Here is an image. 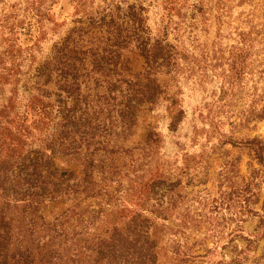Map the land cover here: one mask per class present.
I'll list each match as a JSON object with an SVG mask.
<instances>
[{"label":"trees","instance_id":"16d2710c","mask_svg":"<svg viewBox=\"0 0 264 264\" xmlns=\"http://www.w3.org/2000/svg\"><path fill=\"white\" fill-rule=\"evenodd\" d=\"M169 1L172 5L178 0ZM25 2L26 11L36 2L42 3ZM211 2L216 11L213 18L218 39L224 24L222 17L226 15L222 1L196 0L190 6L205 25L212 11ZM256 6L263 9V25L257 32L264 33V0H258ZM145 10L141 3H134L127 5L120 21L112 14L102 16L97 24L89 18L86 26L81 19L75 20V26L34 69L33 87L29 91L24 86L27 98L15 107L21 66L29 59V69L33 68L36 44L26 46L25 54L19 49L14 51L12 45L0 51V264H158L161 253L168 254L171 264L206 258L208 249L198 254L194 247L186 246L187 230L178 236L173 234L176 240L170 246L161 243L163 231L161 235L155 230L156 222L165 219L160 211L162 195L157 196L159 185L164 183V163L157 156V130L147 131L145 165L142 169L135 167L131 177L127 178L126 172L129 184L125 188L114 189V194L108 189L101 194L97 188L96 178L106 174V155L122 150L117 145L119 137L133 135L139 113L163 92L155 77L163 71L171 72L176 62L172 46L166 42L169 29H173L170 21L159 35L151 36ZM16 15L11 13L0 22L5 36L0 43L12 42L13 38L17 41ZM253 27L251 23L250 29L240 31L239 36L246 40L255 33ZM96 28L100 35L92 37ZM127 48L136 50L143 59L138 73H131L129 60L122 54ZM6 87L10 95L3 97ZM174 106L171 100V132L184 114L181 107ZM259 116L264 118V109ZM244 144L264 168V139L253 138ZM58 156L76 160L82 176L78 177L73 169L59 168L55 164ZM167 184L170 189L178 185L177 181ZM132 192L137 205L144 209L132 210L126 228L114 226L98 234L102 214L112 212L118 205L122 207ZM82 193L86 197L101 195L103 201L96 203L97 208H82L75 202L53 221L46 219V202L77 200ZM120 197L124 198L120 201ZM170 201L173 207L174 200ZM261 208L260 221L264 222V202Z\"/></svg>","mask_w":264,"mask_h":264},{"label":"rangeland","instance_id":"374dc122","mask_svg":"<svg viewBox=\"0 0 264 264\" xmlns=\"http://www.w3.org/2000/svg\"><path fill=\"white\" fill-rule=\"evenodd\" d=\"M41 1L26 11L25 0H0V22L11 13L17 14V41L13 38L12 42H1L0 51L12 45L14 51L24 53L26 46L36 44L33 68L29 69V59L21 66L19 94L13 106L24 104L20 101L27 98L25 88L30 91L33 87L34 69L75 26V20L81 19L86 26L89 18L97 24L102 16L112 14L120 21L127 5L141 3L151 36L159 35L170 21L173 29H169L166 42L172 46L175 65L171 72L163 71L155 77L162 94L139 113L133 135L119 137L117 145L122 150L106 155V174L96 178L97 188L101 194L105 189L114 194V189L129 184L131 171L145 165V138L153 128L160 139L157 156L164 163V183L159 185L157 196L162 195L160 211L165 219L155 225L157 232L163 231L161 243L170 246L176 240L173 234L178 236L187 230L186 246L194 247L198 254L206 248L208 253L203 261L186 264H264V222L260 221L264 168L244 144L253 138L264 139V118L259 116L264 109V33L257 32L263 25V9L255 7L258 0H244L243 4L239 0H221L226 15L222 17L224 24L218 39L213 2L209 3L212 11L209 16L207 13L208 22L202 25L201 17L190 6L196 0H178L172 5L169 0ZM251 23L255 33L245 40L239 32L249 30ZM2 33L0 30V39L5 37ZM99 35L97 28L91 33L92 37ZM122 54L129 60L131 73L142 70L143 59L136 50L127 48ZM7 88L3 97L10 95ZM171 100L184 112L174 132L168 128ZM55 164L82 176L80 164L70 156L56 157ZM169 181H177L178 185L170 189ZM78 198L46 202V219L53 221L75 202L82 208H97L96 203L103 201L101 195L86 197L82 193ZM170 199L174 200L173 207ZM254 200L257 202L252 204ZM124 201L122 207L118 205L112 212L102 214L98 234L114 226L126 228L132 210L144 209L137 205L133 192ZM171 262L168 254H160L158 264Z\"/></svg>","mask_w":264,"mask_h":264}]
</instances>
